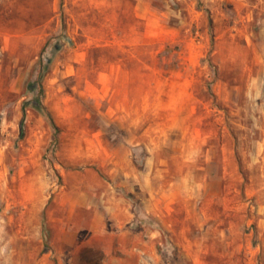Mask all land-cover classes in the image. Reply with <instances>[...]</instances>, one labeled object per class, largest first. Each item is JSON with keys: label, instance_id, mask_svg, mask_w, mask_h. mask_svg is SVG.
<instances>
[{"label": "rangeland", "instance_id": "obj_1", "mask_svg": "<svg viewBox=\"0 0 264 264\" xmlns=\"http://www.w3.org/2000/svg\"><path fill=\"white\" fill-rule=\"evenodd\" d=\"M0 264H264V0H0Z\"/></svg>", "mask_w": 264, "mask_h": 264}, {"label": "trees", "instance_id": "obj_2", "mask_svg": "<svg viewBox=\"0 0 264 264\" xmlns=\"http://www.w3.org/2000/svg\"><path fill=\"white\" fill-rule=\"evenodd\" d=\"M46 70V67H45V69H44V71ZM43 71V72H44ZM43 73L41 74V76H40V78L41 79H43ZM43 92V90L41 89V93ZM32 104L36 107V108H38V109H44V107H43V104H42V101H41V99L40 98H37V99H35L33 102H32ZM49 116V118H50V120L52 121V123H54L53 122V120H52V118H51V116L50 115H48Z\"/></svg>", "mask_w": 264, "mask_h": 264}]
</instances>
